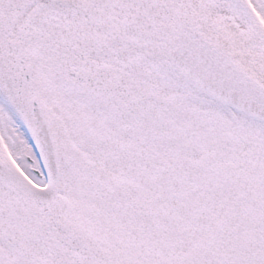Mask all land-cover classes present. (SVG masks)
Segmentation results:
<instances>
[{
  "label": "snow or ice",
  "instance_id": "obj_1",
  "mask_svg": "<svg viewBox=\"0 0 264 264\" xmlns=\"http://www.w3.org/2000/svg\"><path fill=\"white\" fill-rule=\"evenodd\" d=\"M0 264H264V0H0Z\"/></svg>",
  "mask_w": 264,
  "mask_h": 264
}]
</instances>
